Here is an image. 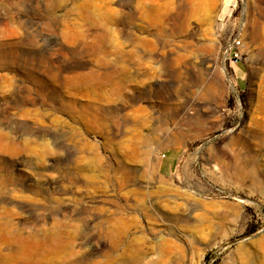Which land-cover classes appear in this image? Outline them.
<instances>
[{
    "label": "rangeland",
    "instance_id": "obj_1",
    "mask_svg": "<svg viewBox=\"0 0 264 264\" xmlns=\"http://www.w3.org/2000/svg\"><path fill=\"white\" fill-rule=\"evenodd\" d=\"M213 263L264 264V0H0V264Z\"/></svg>",
    "mask_w": 264,
    "mask_h": 264
},
{
    "label": "built area",
    "instance_id": "obj_2",
    "mask_svg": "<svg viewBox=\"0 0 264 264\" xmlns=\"http://www.w3.org/2000/svg\"><path fill=\"white\" fill-rule=\"evenodd\" d=\"M242 44L240 38H233L221 51L220 62L222 67L228 66L230 70L239 69L241 62Z\"/></svg>",
    "mask_w": 264,
    "mask_h": 264
},
{
    "label": "crops",
    "instance_id": "obj_3",
    "mask_svg": "<svg viewBox=\"0 0 264 264\" xmlns=\"http://www.w3.org/2000/svg\"><path fill=\"white\" fill-rule=\"evenodd\" d=\"M242 72H243L242 70L236 69L234 73L236 77H241Z\"/></svg>",
    "mask_w": 264,
    "mask_h": 264
},
{
    "label": "bare ground",
    "instance_id": "obj_4",
    "mask_svg": "<svg viewBox=\"0 0 264 264\" xmlns=\"http://www.w3.org/2000/svg\"><path fill=\"white\" fill-rule=\"evenodd\" d=\"M194 11H196V12H194ZM197 12H199V8H196V6L194 7V9H193V15L195 14V13H197ZM189 15V14H188ZM26 243V242H25ZM20 254V253H19ZM4 255V254H3ZM22 256V255H21ZM10 258V257H9Z\"/></svg>",
    "mask_w": 264,
    "mask_h": 264
},
{
    "label": "trees",
    "instance_id": "obj_5",
    "mask_svg": "<svg viewBox=\"0 0 264 264\" xmlns=\"http://www.w3.org/2000/svg\"><path fill=\"white\" fill-rule=\"evenodd\" d=\"M213 264H216V263H213Z\"/></svg>",
    "mask_w": 264,
    "mask_h": 264
}]
</instances>
